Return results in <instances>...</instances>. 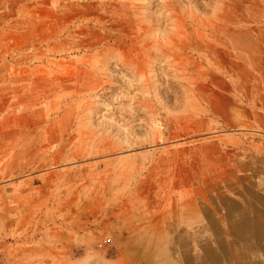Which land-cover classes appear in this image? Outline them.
<instances>
[{
    "label": "rangeland",
    "instance_id": "obj_1",
    "mask_svg": "<svg viewBox=\"0 0 264 264\" xmlns=\"http://www.w3.org/2000/svg\"><path fill=\"white\" fill-rule=\"evenodd\" d=\"M0 264H264V0H0Z\"/></svg>",
    "mask_w": 264,
    "mask_h": 264
},
{
    "label": "bare ground",
    "instance_id": "obj_2",
    "mask_svg": "<svg viewBox=\"0 0 264 264\" xmlns=\"http://www.w3.org/2000/svg\"><path fill=\"white\" fill-rule=\"evenodd\" d=\"M207 198V197H206ZM239 200V199H238ZM211 207V206H210ZM217 210V209H216ZM216 213V212H215ZM213 214H214V212H213ZM232 215V214H231ZM233 216V215H232ZM227 232V231H226ZM241 246V245H240ZM209 260V259H208ZM211 262V261H210ZM212 262H213V260H212ZM215 262V261H214Z\"/></svg>",
    "mask_w": 264,
    "mask_h": 264
}]
</instances>
